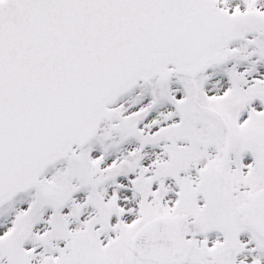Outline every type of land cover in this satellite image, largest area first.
Returning <instances> with one entry per match:
<instances>
[{
    "label": "snow or ice",
    "instance_id": "obj_1",
    "mask_svg": "<svg viewBox=\"0 0 264 264\" xmlns=\"http://www.w3.org/2000/svg\"><path fill=\"white\" fill-rule=\"evenodd\" d=\"M0 264H264V0H0Z\"/></svg>",
    "mask_w": 264,
    "mask_h": 264
}]
</instances>
